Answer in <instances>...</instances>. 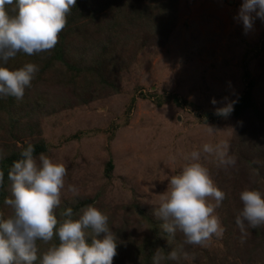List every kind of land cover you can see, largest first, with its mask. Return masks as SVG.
<instances>
[{
    "label": "rangeland",
    "instance_id": "rangeland-1",
    "mask_svg": "<svg viewBox=\"0 0 264 264\" xmlns=\"http://www.w3.org/2000/svg\"><path fill=\"white\" fill-rule=\"evenodd\" d=\"M243 2L177 0L175 24L166 43L160 46L151 42L140 47V27H133L127 37L126 30H121L117 38L125 61L123 68L119 66L118 91L36 117L47 147L45 154L67 168L60 208L88 199L87 205L96 206L109 217V227L118 243L113 264H134L133 244L147 234V226L134 206H158L161 195L167 191L168 179L182 170L188 163L186 156L193 150H202L205 143L227 142L229 155L236 159L234 169L244 172L248 164L264 167V121L252 110L241 120L232 115L215 118L208 114L237 99L246 88L247 70L249 78L255 81L252 91L256 108L264 117V21L256 19L252 30L246 33L243 24L235 19ZM155 21L144 22L145 30ZM83 47L88 59L96 56L92 42ZM63 86L66 87L48 89L59 93L61 101L67 97L75 101L71 93H81L71 85ZM213 98L216 105L212 104ZM208 126L216 131L210 134ZM245 130L262 136L259 148L242 147L249 134ZM235 135L241 150L233 141ZM254 139L253 142L259 140ZM25 141L19 139L15 144L0 136V146L5 142L20 147ZM236 152L249 163L237 157ZM109 160L113 166L106 172ZM202 163L220 189L234 187L235 182L230 179L240 173L231 167H217L213 157L202 159ZM253 179L264 193V176L254 173ZM69 185L78 192L69 191ZM245 189L256 188L246 184ZM228 199L215 209L224 228L223 236L214 235L201 247L183 244L182 234L177 233L179 251L181 246L183 251L175 264H264V242L254 258L248 260L246 248L254 238L259 241L260 236L254 237L249 228V235L241 242L236 225L241 209L231 210L237 202L228 204ZM3 205L0 204V213H11ZM60 208L56 210L58 220ZM38 245L41 252L48 247L42 242ZM143 254L151 255L149 249ZM152 256L145 264H152ZM166 263V259L161 261Z\"/></svg>",
    "mask_w": 264,
    "mask_h": 264
},
{
    "label": "clouds",
    "instance_id": "clouds-1",
    "mask_svg": "<svg viewBox=\"0 0 264 264\" xmlns=\"http://www.w3.org/2000/svg\"><path fill=\"white\" fill-rule=\"evenodd\" d=\"M77 0H0V62L7 64L18 53L28 56L52 50L58 43L59 33L67 24V16ZM235 19L247 33L254 21H264V0H244ZM39 71L35 63L11 70L0 66V97H14L22 101L27 88ZM227 100V98H225ZM218 102L215 98L212 104ZM236 101L226 102L214 114L227 118L234 111ZM208 132L216 130L208 126ZM7 173L10 195L4 204L11 209L7 218L0 216V264H113L117 255V238L109 227V217L96 206L82 207L74 218L68 207L59 213L61 192L65 187L67 168L41 152L34 156V146L28 144ZM213 157L217 167H234L236 159L229 155L227 142L205 143L202 150H193L186 156L182 170L168 179L167 191L155 206L153 215L161 220V231L170 246L177 233L183 244L206 246L215 235L223 236L224 228L215 209L226 198L214 182L202 159ZM3 154L0 153V159ZM5 174L0 171V185ZM68 190L78 189L69 185ZM242 209L236 216L241 242L247 229L264 226V193L256 189L240 192ZM214 201L215 203H210ZM90 230V231H89ZM101 234L103 238L101 239ZM54 237L58 243H53ZM91 238V243L88 239ZM38 242L48 245L40 251ZM180 251L171 248L168 260H179ZM165 259L161 248L155 250L152 264Z\"/></svg>",
    "mask_w": 264,
    "mask_h": 264
},
{
    "label": "trees",
    "instance_id": "trees-1",
    "mask_svg": "<svg viewBox=\"0 0 264 264\" xmlns=\"http://www.w3.org/2000/svg\"><path fill=\"white\" fill-rule=\"evenodd\" d=\"M141 2L142 5L138 4V0H77L75 7L71 8L67 16L65 28L59 33L58 43L52 50L32 56L21 52L15 58L10 59L6 65L0 62V66H7L11 70L19 69L29 62L35 63L39 68L32 80V86L26 89L22 101H17L14 97H0V136H2V140L14 141L16 144L19 139H26V143L20 147L5 142H3V146H0V153L3 154V158L0 159V171L5 174L3 185H0V204H4L5 198L10 195L7 173L13 162L21 158L20 153L23 148L32 144L34 156H39L41 152L46 153L47 147L41 135V126L36 118L38 115L53 114L75 105L85 104L103 94H113L118 91V73L121 70L119 66L122 65L123 68L125 61L124 52L119 50L121 45L117 38L118 32L126 30L125 37H127L131 36L127 33L133 27H140L142 29L140 47L149 45L151 42L157 46L166 43L175 24L177 0H148L151 10L148 9L146 0H140ZM150 19L156 21L151 24L152 27L145 30L143 24ZM87 42H92L95 47L94 51L97 52L95 57L93 55L89 59L83 54L85 53L83 46L87 45ZM244 76L247 79L246 88L235 100L234 111L231 115L241 120L245 113L252 110L259 119L264 121V117L259 114L253 98L252 90L255 81L249 78L247 70L244 71ZM41 85L45 87L41 89L39 87ZM63 85H71L82 94L74 91L71 94L75 96V101L69 100L68 97L61 101L59 93L57 95L53 89H48L56 86L63 89L66 87ZM208 114L215 118L218 117L213 112ZM244 132H249V134L244 137L242 147L259 148L258 144L261 143L262 136L254 132L253 135L250 130ZM254 138L259 140L253 142ZM233 141L234 143L238 142L236 135ZM236 148H240L239 143H236ZM236 156L240 157L241 154L236 152ZM240 158L249 163L247 158ZM112 166V161L109 160L106 164V172H109ZM231 168L235 173L240 174L230 179L234 180L231 181L235 182L234 187L226 186L221 190L226 193L225 199L229 197L230 202L228 204L233 201L237 202L235 208L231 210L242 209L243 205L239 199L240 192L245 190L246 184H253L258 190L259 182L253 179V175L257 173V175L264 176V167L260 165L252 167L248 164L244 172L241 169ZM88 201L85 199L74 204L64 205L59 209L58 215L61 211L71 207L75 218L79 210L85 207ZM3 206L5 209V204ZM134 208L147 226L145 238L141 242L138 241L133 244L132 258L134 264H140V254L142 255V263H147L157 248H161L167 260L166 264H175L173 260L167 259V254L171 248H176L179 251V236H176L175 240L172 241V246H170L167 240L161 237L164 235L160 228L162 221L153 215L155 207L134 206ZM8 213L1 212L0 216L7 218L11 215L10 212ZM252 232H254V237L260 236V240L254 238L248 244L246 248V253L248 252L250 255L248 260L254 258L255 253L263 247L264 242L263 228L262 230L261 227L252 229ZM58 242V238H55L54 243ZM145 249H149L151 255H144Z\"/></svg>",
    "mask_w": 264,
    "mask_h": 264
}]
</instances>
